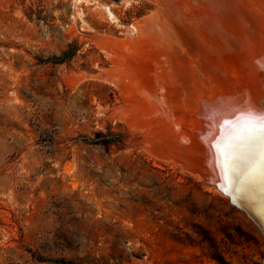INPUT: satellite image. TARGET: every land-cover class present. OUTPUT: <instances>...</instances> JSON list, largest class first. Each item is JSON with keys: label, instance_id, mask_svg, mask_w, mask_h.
<instances>
[{"label": "rangeland", "instance_id": "1", "mask_svg": "<svg viewBox=\"0 0 264 264\" xmlns=\"http://www.w3.org/2000/svg\"><path fill=\"white\" fill-rule=\"evenodd\" d=\"M90 1L0 0V264H260V232L106 79L124 36ZM96 1L124 24L152 5Z\"/></svg>", "mask_w": 264, "mask_h": 264}, {"label": "bare ground", "instance_id": "2", "mask_svg": "<svg viewBox=\"0 0 264 264\" xmlns=\"http://www.w3.org/2000/svg\"><path fill=\"white\" fill-rule=\"evenodd\" d=\"M93 1L124 36L106 79L161 125L156 156L224 198L264 242V0H150L129 24Z\"/></svg>", "mask_w": 264, "mask_h": 264}, {"label": "water", "instance_id": "3", "mask_svg": "<svg viewBox=\"0 0 264 264\" xmlns=\"http://www.w3.org/2000/svg\"><path fill=\"white\" fill-rule=\"evenodd\" d=\"M260 264H264V257H263V259H262V261H261V263Z\"/></svg>", "mask_w": 264, "mask_h": 264}, {"label": "snow or ice", "instance_id": "4", "mask_svg": "<svg viewBox=\"0 0 264 264\" xmlns=\"http://www.w3.org/2000/svg\"><path fill=\"white\" fill-rule=\"evenodd\" d=\"M261 119H264V117H262Z\"/></svg>", "mask_w": 264, "mask_h": 264}]
</instances>
